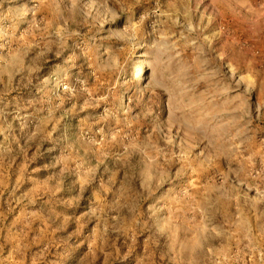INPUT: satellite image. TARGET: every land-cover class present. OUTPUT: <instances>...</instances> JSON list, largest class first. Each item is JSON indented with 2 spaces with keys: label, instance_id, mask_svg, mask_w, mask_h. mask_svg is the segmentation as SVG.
<instances>
[{
  "label": "rangeland",
  "instance_id": "obj_1",
  "mask_svg": "<svg viewBox=\"0 0 264 264\" xmlns=\"http://www.w3.org/2000/svg\"><path fill=\"white\" fill-rule=\"evenodd\" d=\"M0 264H264V0H0Z\"/></svg>",
  "mask_w": 264,
  "mask_h": 264
}]
</instances>
